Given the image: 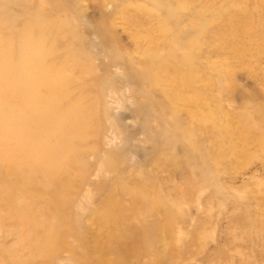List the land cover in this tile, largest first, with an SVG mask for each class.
Here are the masks:
<instances>
[{
	"label": "rangeland",
	"instance_id": "374dc122",
	"mask_svg": "<svg viewBox=\"0 0 264 264\" xmlns=\"http://www.w3.org/2000/svg\"><path fill=\"white\" fill-rule=\"evenodd\" d=\"M0 264H264V0H0Z\"/></svg>",
	"mask_w": 264,
	"mask_h": 264
}]
</instances>
